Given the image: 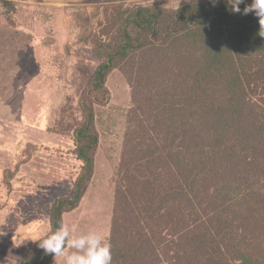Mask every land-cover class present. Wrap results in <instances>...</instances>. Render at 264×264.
Returning <instances> with one entry per match:
<instances>
[{"label":"rangeland","instance_id":"1","mask_svg":"<svg viewBox=\"0 0 264 264\" xmlns=\"http://www.w3.org/2000/svg\"><path fill=\"white\" fill-rule=\"evenodd\" d=\"M252 2L245 0L239 7ZM193 5H224L232 12L228 0L215 5L211 0H0V264L38 261L36 245L52 233L55 204L75 194L84 170L76 137L85 119L83 104L92 105V132L99 137L94 172L80 204L65 212L62 221L76 223L83 232L102 231L118 255L125 247L123 241L140 242L147 249L142 264H150L151 259L155 264H198L199 259L194 260L197 245L190 246V241L180 242L181 254H175L176 243L185 240L187 233L175 228L172 232L166 228V220V225L156 230L157 242L164 241H153L155 227L145 223L143 206L151 198V190L140 193V188H135L137 180H132L126 182L131 184L130 191L116 193L131 116L146 119L144 142L140 136L142 148L151 147L156 162L168 163L170 146L163 137L180 125H174L169 111L185 115V111L180 112L182 103H188L186 96L195 85H199L198 101L205 99L204 94L199 95L205 87L197 83L201 71L196 62L207 60V53H200L205 40L200 35L211 32V26L193 27L201 31L199 36L186 38L181 12ZM151 7L163 15L158 21L160 28L152 31L160 40L155 44L152 32L145 35L133 24L138 9ZM215 38V51L219 50L220 60L228 64L230 47L227 51L224 37ZM127 42L135 50L95 85L96 70ZM146 59L151 63L148 71L138 70L137 64ZM227 72H231L230 67ZM204 76L203 85L207 84ZM259 94L263 99L264 91ZM225 103L222 95L211 105ZM184 108L198 112L193 103ZM253 118L255 128L264 125V118ZM256 137L249 144L263 148L264 135ZM233 142L241 144L238 151L247 144ZM198 170L200 176L210 174L203 165ZM153 173L148 174L155 182L150 188H165L170 181L168 164H161ZM242 187L241 181L238 188ZM260 189L264 193V183ZM221 198L218 204L225 202ZM240 222L234 223L233 229L243 244L239 252H227L225 244H206L199 250L216 251L217 264H264L262 215L256 212ZM200 257L199 264L204 259L203 263L208 262ZM50 264H55L54 259ZM56 264H63V258Z\"/></svg>","mask_w":264,"mask_h":264},{"label":"trees","instance_id":"2","mask_svg":"<svg viewBox=\"0 0 264 264\" xmlns=\"http://www.w3.org/2000/svg\"><path fill=\"white\" fill-rule=\"evenodd\" d=\"M244 8L240 7L241 11L236 13L227 11L224 5L216 8L211 5H193L181 12L184 20L181 29H185L187 39L197 37L201 32L191 28L211 26V32L202 29L204 32L200 35L205 38L200 53L204 50V53H207V60L201 58L196 62L201 71L197 83L205 87L199 95L204 94L205 99L198 101L196 93L199 85H195L187 94L186 102L193 103L198 112L186 110L184 107L188 103H182L183 108L180 110L185 111V115L183 112L169 111L174 125L176 122L180 125L173 126L167 131L166 137H163L166 146H170L168 163L167 160L156 162L153 156L155 152L151 147L147 148L148 150L142 148L146 119H135L131 116L132 126L125 138L117 173V194L130 191L131 184L126 182L132 180H137L135 188H140V193L142 190L143 194H148L151 190L152 195L149 193L151 198L147 197L149 200L143 206L146 207L145 223L147 226L155 227L156 236L153 241L156 243L164 241L162 238V241L157 242L159 234L157 235L156 230L165 226L163 221L166 220L168 225L166 228L172 232L176 229L187 233L185 240L176 243L175 254L177 256L181 254L180 242L186 244L190 241V246L197 245L194 260L197 262L199 259L198 264L200 256L208 261L203 263L204 259L200 264H217L214 255L216 251L211 253L207 249L203 252L204 248L200 251L198 247H205L206 244H218L221 247L225 244L224 249H227V252L230 250L239 252L243 244L235 237L234 223L247 218V215L254 216L256 212L264 219V212L261 213L264 210V193L260 189L264 183V147L249 144L251 139L264 135V130H259L264 129V125L255 128L254 118L251 120L252 117L264 118V98L260 99L259 94L260 91H264V36L259 34V18L254 12L244 15ZM162 17L160 13L153 12L152 7L140 8L135 14L133 24L146 35L160 28L158 21ZM152 33L151 37L154 38L152 44H155L156 40H160L157 39L156 32ZM125 36L131 41L129 35ZM216 36L224 37L222 42L227 51L230 47L231 53H228L232 55V59L227 61L228 64L220 60L219 50L215 51L218 46ZM133 50L135 46L127 42L123 48L109 55L107 63L101 65L95 72V85L102 83L108 72L117 68L120 62H124ZM137 65L138 70L146 72L151 63L146 59ZM227 65L231 72H227L229 69ZM204 75L207 76L205 85L202 83L206 78ZM135 94L138 95L136 92ZM222 95L227 103L221 107L211 105V102H216ZM255 96L259 98L256 99ZM82 107L85 119L76 137L79 144L78 157L84 162V170L77 182L75 194L55 204L52 232L59 227L63 214L80 204L94 172L95 155L99 144V137L92 132L95 114L92 105L83 104ZM234 140L247 144L238 151L236 148L241 144L233 142ZM163 163L168 164L170 181L166 182L168 184L165 188L156 186L157 188L151 189L149 185H154L155 182L149 180L148 174H154L153 171ZM200 165L209 170L207 178L197 174ZM257 169L259 171L254 175ZM241 181L242 190L238 188ZM221 197H224L225 202L218 204L217 200L222 199ZM115 205L117 206V202ZM182 228L185 229L181 230ZM261 229L264 231V227ZM123 242L125 247L119 250V255L110 243L112 264H142L140 262L145 260L147 249H144L140 242L132 244L128 241ZM36 247L39 250L38 261L27 264H50L53 256L46 255L38 244ZM115 254L118 255L117 259ZM150 264L155 262L153 263L151 259Z\"/></svg>","mask_w":264,"mask_h":264},{"label":"clouds","instance_id":"3","mask_svg":"<svg viewBox=\"0 0 264 264\" xmlns=\"http://www.w3.org/2000/svg\"><path fill=\"white\" fill-rule=\"evenodd\" d=\"M211 2L215 5L219 0ZM244 2L228 0L231 10L236 13L241 11L239 6ZM252 12L259 18V34L264 36V0H253L250 6L243 9L244 15ZM38 242V247L46 255L53 256L55 264L58 258H63V264H112L111 244L100 230L83 232L76 223L61 221L55 231Z\"/></svg>","mask_w":264,"mask_h":264}]
</instances>
